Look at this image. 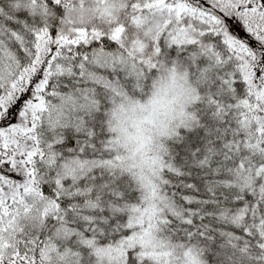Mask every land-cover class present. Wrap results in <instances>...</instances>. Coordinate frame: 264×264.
Returning a JSON list of instances; mask_svg holds the SVG:
<instances>
[{"label": "snow or ice", "instance_id": "6c2138e0", "mask_svg": "<svg viewBox=\"0 0 264 264\" xmlns=\"http://www.w3.org/2000/svg\"><path fill=\"white\" fill-rule=\"evenodd\" d=\"M0 264H264V0H0Z\"/></svg>", "mask_w": 264, "mask_h": 264}]
</instances>
